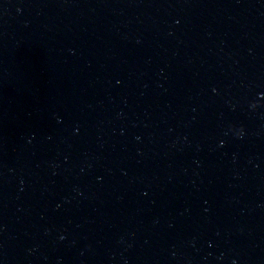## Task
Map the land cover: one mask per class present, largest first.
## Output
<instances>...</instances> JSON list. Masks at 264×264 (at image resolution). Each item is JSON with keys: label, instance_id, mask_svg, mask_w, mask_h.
<instances>
[{"label": "water", "instance_id": "obj_1", "mask_svg": "<svg viewBox=\"0 0 264 264\" xmlns=\"http://www.w3.org/2000/svg\"><path fill=\"white\" fill-rule=\"evenodd\" d=\"M0 264H264V0H0Z\"/></svg>", "mask_w": 264, "mask_h": 264}]
</instances>
